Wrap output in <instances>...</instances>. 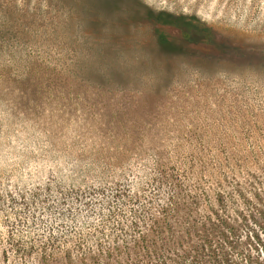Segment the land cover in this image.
<instances>
[{
    "label": "rangeland",
    "instance_id": "1",
    "mask_svg": "<svg viewBox=\"0 0 264 264\" xmlns=\"http://www.w3.org/2000/svg\"><path fill=\"white\" fill-rule=\"evenodd\" d=\"M166 15L226 48L162 51ZM158 158L264 176V0H0V264H51L87 232L47 214V187L136 189Z\"/></svg>",
    "mask_w": 264,
    "mask_h": 264
},
{
    "label": "trees",
    "instance_id": "2",
    "mask_svg": "<svg viewBox=\"0 0 264 264\" xmlns=\"http://www.w3.org/2000/svg\"><path fill=\"white\" fill-rule=\"evenodd\" d=\"M160 18L151 28L162 51L192 50L189 43L226 48L213 29L195 17ZM141 19L146 21L144 16ZM169 28L179 35L172 36ZM94 160L98 164L105 159ZM155 165L136 189L119 179L108 189L89 188V192L65 184L47 187L48 197L56 194L54 202L42 201L47 214L84 224L87 231L76 232L75 242L60 257L55 243L45 246L47 260L51 264H264V176L252 174L246 180L237 172L185 171L160 158ZM88 195L104 199L82 201ZM40 196L35 192L33 203Z\"/></svg>",
    "mask_w": 264,
    "mask_h": 264
}]
</instances>
